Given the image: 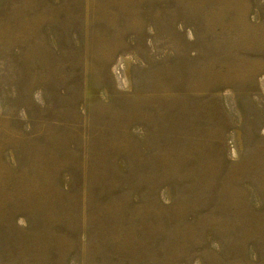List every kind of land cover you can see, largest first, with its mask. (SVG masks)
<instances>
[{
	"label": "rangeland",
	"instance_id": "1",
	"mask_svg": "<svg viewBox=\"0 0 264 264\" xmlns=\"http://www.w3.org/2000/svg\"><path fill=\"white\" fill-rule=\"evenodd\" d=\"M0 264H264V0H0Z\"/></svg>",
	"mask_w": 264,
	"mask_h": 264
}]
</instances>
